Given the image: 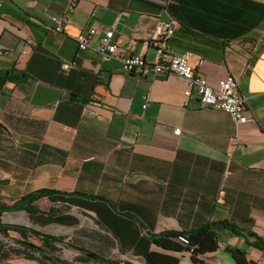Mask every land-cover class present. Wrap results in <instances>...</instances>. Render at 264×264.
Masks as SVG:
<instances>
[{"label": "crops", "instance_id": "0c3cea01", "mask_svg": "<svg viewBox=\"0 0 264 264\" xmlns=\"http://www.w3.org/2000/svg\"><path fill=\"white\" fill-rule=\"evenodd\" d=\"M0 2V198L52 192L35 202L39 213L3 214L4 226L61 239L55 245L70 258L54 257L65 264L87 255L144 264L152 235L227 222L242 234L219 230L205 262L236 264L226 251L236 249L264 264L255 246L264 243V0ZM55 18L65 19L62 32ZM161 22L176 25L166 47L188 54L210 86L236 79L255 122L236 125L195 96L185 103L179 77L124 74L75 42L94 28L95 44L112 29L119 54L153 64ZM71 61L76 69L64 73ZM234 135L241 145L229 158ZM8 235L7 246L43 245ZM0 264L50 263L7 252ZM179 264H191L188 255Z\"/></svg>", "mask_w": 264, "mask_h": 264}, {"label": "built area", "instance_id": "2783aa9c", "mask_svg": "<svg viewBox=\"0 0 264 264\" xmlns=\"http://www.w3.org/2000/svg\"><path fill=\"white\" fill-rule=\"evenodd\" d=\"M71 2H75V0H71ZM64 21L65 19H54L57 32H62ZM175 26L174 22H161L155 28L151 45L156 49L157 60L153 64L147 63L144 58L138 55L119 54L112 29L103 31V35L97 39L95 44L94 40L98 31L94 28L79 33L75 37V42L78 51L93 49L104 61H118L120 70L124 74H137L145 78H163L171 75L179 77L185 83L183 92L185 103L195 96L201 106L228 114L236 125L255 122L248 100L239 92L238 83L234 77L227 76L218 81L216 86H210L198 70L190 64L188 54L177 55L166 47V42L173 36ZM203 63V60H199L197 66L200 67ZM61 69L64 73H69L76 69V62H65L61 65ZM143 102L144 109L148 102L147 96L143 97ZM179 133V129L173 131L174 135H179ZM240 145L241 140L238 135L232 136L227 156L230 158ZM262 162L264 167V157ZM179 240L181 243L187 244L184 238H179Z\"/></svg>", "mask_w": 264, "mask_h": 264}, {"label": "trees", "instance_id": "16d2710c", "mask_svg": "<svg viewBox=\"0 0 264 264\" xmlns=\"http://www.w3.org/2000/svg\"><path fill=\"white\" fill-rule=\"evenodd\" d=\"M52 194L49 191H39L34 194L27 195L19 201L12 204L5 203L0 198V237L8 238L9 231L17 232L26 240V234L40 237L42 246H26L18 245L13 241L15 246H7L0 240V253H11L15 255H23L27 258H36L39 261L49 262L50 264H65L54 257L60 250L56 247V243H61V239L51 236L40 235L36 231L25 229L23 227H9L1 223V217L5 213L23 211L28 214L39 213V209L35 202L46 194ZM225 230L232 235L239 236L242 231L233 224L227 222L211 223L191 232H164L158 235H152L151 241L154 249L146 256L144 264H179L183 255H188L191 264H207L204 257L213 253L218 248V231ZM179 238H184L187 244L180 242ZM255 246L264 251V243L257 241ZM236 264H253L249 262L246 256L236 249H226ZM83 252V251H82ZM36 256V257H35ZM95 262L99 264H132L130 262H120L116 260H104L100 258H85L77 260L80 263Z\"/></svg>", "mask_w": 264, "mask_h": 264}, {"label": "rangeland", "instance_id": "374dc122", "mask_svg": "<svg viewBox=\"0 0 264 264\" xmlns=\"http://www.w3.org/2000/svg\"><path fill=\"white\" fill-rule=\"evenodd\" d=\"M2 239L7 240L9 242V239H5V238H2ZM57 256H58V259H61L62 258V260L63 259H69L70 258L67 253H64L62 251H60Z\"/></svg>", "mask_w": 264, "mask_h": 264}, {"label": "water", "instance_id": "95a60500", "mask_svg": "<svg viewBox=\"0 0 264 264\" xmlns=\"http://www.w3.org/2000/svg\"><path fill=\"white\" fill-rule=\"evenodd\" d=\"M17 243H18V245L31 246L30 243H27V242H24V241H18ZM87 256L90 257V258H94V255H87Z\"/></svg>", "mask_w": 264, "mask_h": 264}]
</instances>
